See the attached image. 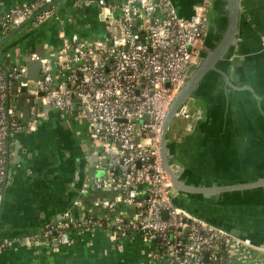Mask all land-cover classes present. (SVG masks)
Here are the masks:
<instances>
[{
    "label": "built area",
    "instance_id": "2783aa9c",
    "mask_svg": "<svg viewBox=\"0 0 264 264\" xmlns=\"http://www.w3.org/2000/svg\"><path fill=\"white\" fill-rule=\"evenodd\" d=\"M29 0L0 10V40L27 24L50 22L58 43L24 51L13 44L0 52V204L9 181L8 138L15 131H34L49 105L59 115L85 126L95 172L80 192L114 189L116 200L130 208L107 225L89 209L77 217L46 224L37 237L68 242L71 230L101 229L111 238L137 232L148 247L147 264H232L247 257L264 258V245L215 225L174 202V187L160 152L168 105L199 58L213 0H199L189 17L172 0ZM94 9L100 35H82L66 7ZM264 47V37L261 38ZM38 61L36 79L27 61ZM26 93L33 99L28 117L16 107ZM185 99L174 114L191 118ZM78 204V200H75ZM55 231V233H53ZM9 242L0 239V249Z\"/></svg>",
    "mask_w": 264,
    "mask_h": 264
},
{
    "label": "crops",
    "instance_id": "0c3cea01",
    "mask_svg": "<svg viewBox=\"0 0 264 264\" xmlns=\"http://www.w3.org/2000/svg\"><path fill=\"white\" fill-rule=\"evenodd\" d=\"M20 1L29 0H0V10ZM172 1L184 17L199 2ZM64 5V14L75 16L69 27L85 36L100 35L102 27L94 9L81 13ZM262 37L264 0H240L238 37L226 66L227 79L218 74L203 78L187 98L191 118L172 121L179 135L175 170L184 183L198 189L196 193L175 189L177 205L237 231L256 245H264V182L238 186L264 181ZM58 40L56 26L50 22L27 24L11 32L0 49L12 43L32 51L44 42L56 46ZM43 111L34 131H15L8 138L11 160L0 204V239L9 242L0 249V264H147L148 247L137 232L111 238L101 229H75L65 243L41 236L32 243L17 239L87 209L107 225L116 213L130 211L116 200L114 189L80 192L84 178L92 174L86 158L90 152L86 130L79 132L73 126L83 124L59 115L56 109ZM232 264H264V258L247 257Z\"/></svg>",
    "mask_w": 264,
    "mask_h": 264
},
{
    "label": "water",
    "instance_id": "95a60500",
    "mask_svg": "<svg viewBox=\"0 0 264 264\" xmlns=\"http://www.w3.org/2000/svg\"><path fill=\"white\" fill-rule=\"evenodd\" d=\"M212 20L209 22L207 34L205 36V41L203 43L202 49L200 51V58L197 64L192 67L184 82L178 89L173 100L168 105L166 115L162 124V134H161V152L163 156V167L167 172L171 182L173 183L175 189L183 191L185 193L194 192L196 193L198 189L191 185L184 183L178 174L170 169L168 164L167 156V135L169 132L170 125L174 120V114L177 111L180 104L195 93L197 86L203 78H209L207 75L218 74L222 78L227 79L226 66L229 63V56L233 47L237 41L238 37V27L240 21V0H213L212 5ZM9 38V35L0 40V45ZM13 45L10 43L6 47ZM5 47V48H6ZM4 48V49H5ZM2 49H0V52ZM27 75L31 79H36L39 71L38 61H27ZM228 81V80H226ZM229 83V82H228ZM33 104V99L29 97L28 94H21L17 101L16 107L22 112V119L28 117L29 105ZM41 108H51L49 105H40ZM92 167V174H94V167ZM264 181H256L247 184L239 185L238 187H254L262 185ZM205 193V192H203ZM210 195V193H206ZM182 207V205H179ZM187 210V209H186ZM229 230L233 234L238 235L237 231ZM55 233V231L53 232ZM240 236V235H238Z\"/></svg>",
    "mask_w": 264,
    "mask_h": 264
},
{
    "label": "flooded vegetation",
    "instance_id": "af4514ba",
    "mask_svg": "<svg viewBox=\"0 0 264 264\" xmlns=\"http://www.w3.org/2000/svg\"><path fill=\"white\" fill-rule=\"evenodd\" d=\"M178 137H179L178 131L174 130V126H172V123H171L170 128H169V132L167 135V144H166L167 156H168V164L170 165V169L177 174H178V172L175 169L178 167H177L175 161H177L178 155H177V150L174 151V149L177 148L178 139H179ZM160 152H161V140H160ZM161 160H162V164H163L162 152H161ZM173 187H174V185H173ZM174 190H175V187H174Z\"/></svg>",
    "mask_w": 264,
    "mask_h": 264
},
{
    "label": "rangeland",
    "instance_id": "374dc122",
    "mask_svg": "<svg viewBox=\"0 0 264 264\" xmlns=\"http://www.w3.org/2000/svg\"><path fill=\"white\" fill-rule=\"evenodd\" d=\"M17 30H18V29H17ZM56 113H58V112H56ZM73 127L76 128L79 132L83 131L84 128H85V126H83V125H81V127H78V126H76V125L73 126ZM73 127H72V128H73ZM74 128H73V129H74ZM174 202L177 204V202H176L175 200H174Z\"/></svg>",
    "mask_w": 264,
    "mask_h": 264
}]
</instances>
